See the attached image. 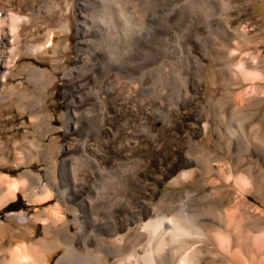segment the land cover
Instances as JSON below:
<instances>
[{
    "label": "bare ground",
    "instance_id": "1",
    "mask_svg": "<svg viewBox=\"0 0 264 264\" xmlns=\"http://www.w3.org/2000/svg\"><path fill=\"white\" fill-rule=\"evenodd\" d=\"M91 2L96 3L97 8L93 7L90 15L83 8L81 9L86 4L77 2L80 5L77 10L79 54L73 65L66 70V75L68 79L79 77L76 79H79L80 87L88 83L100 82L98 88L102 91L94 86L92 89L95 88L96 99L101 102L116 93L115 95H121L123 101L129 105L136 100L137 92L146 87L142 81H137L138 84H135V69L138 66L142 67L143 60L145 62L152 52L163 49V46L156 43L158 36L166 37L165 32L158 27L155 29L157 34H152L154 23L150 26L147 19L140 18L139 0H92ZM199 2L204 7L209 5L208 0H199ZM71 5L65 0L64 9L58 2L48 4L47 7L60 9L59 14L63 15L69 12ZM227 5L226 8H232ZM14 6H11V11L15 10ZM25 9H28L27 6L20 8L21 11ZM38 11L36 13L42 12L41 9ZM2 15L0 12V19ZM90 18L92 24L89 23ZM27 20L30 19L25 17L18 21L25 23ZM70 25L69 20L63 21L59 31L64 35L68 34L71 30ZM229 27L226 25V32L229 31ZM240 29L243 32L246 30L244 26ZM55 32L54 29H49L46 42L27 45L25 50L35 53L48 52L49 46L53 44ZM10 35H12L10 39L12 48L9 51L8 66L15 67L16 61L20 58L19 44L22 39L21 35L14 32ZM69 46L70 39L65 37L54 45L55 53L67 50ZM239 49L241 48H232L222 42L220 53L223 55L220 59L226 62L224 71L229 79L248 81L250 85L233 97L228 109L224 101L218 100L205 105L206 113L199 115L187 113L186 119L192 123L191 129H186L185 125L181 124V143L178 145L177 153L168 158L164 165L160 163L161 175L159 178L153 177L158 184H164L172 178L180 182L201 173L205 180L199 186L203 189L213 186L210 192L211 198L209 196L207 200L208 206L191 208L187 201L182 203V207L180 206L181 211L172 209L164 211L160 209L162 206L154 204L147 197H142L134 199L132 206L123 205L124 208L119 207L109 211L98 209L97 207L100 206H96V201L100 197L99 193L94 192L92 186L87 183L89 172L83 169L82 164L96 172L105 167L115 168L119 165L120 155L125 153L124 145L117 143L116 134H113L110 127H104L107 119L115 120L113 117H106L101 112L102 116L98 118L99 125L94 128L91 122L88 123L89 125L83 123L85 118L88 119L86 113L82 123L72 118L79 112L75 106H72L74 98L70 95V106L65 113L68 134L66 143L53 152L48 151L49 148L47 150L41 140L32 141L47 163L46 180L31 169L24 170L21 177L14 180L8 179L3 174L0 175V212L17 199L18 191H27L33 204L48 200L55 201L52 206L32 216L24 211L8 213L9 219L18 218L21 224L31 221L41 223L45 238L38 239L34 243L15 244L14 242L22 236V225L15 228L10 223H0V264H52V258L62 248L64 251L53 264H68V261L75 257L86 259L84 264H200L198 259L194 258L195 253L200 251L199 241L206 243L211 252L212 263L209 264H264V112L261 109V104L264 102V60L259 53ZM199 50L201 47L197 36L181 41V53L195 58L205 68V56L212 55L215 51L209 45L202 48L203 55ZM237 54L239 58L234 61ZM28 69L31 80L39 85L41 91L48 87L51 77L46 69L38 66H30ZM8 72L3 76L4 81L7 80ZM200 78L205 77L201 75ZM211 84L213 89L218 87L216 79L212 80ZM195 92H197L195 83L188 84L186 96L190 101H193ZM84 98L79 99L82 106L86 104ZM120 100L116 101L121 102ZM42 101L37 99L34 105L31 104L32 110L37 111L32 115V120L38 133L45 136L46 133L41 129L39 122L43 117L49 119L51 114L40 111ZM139 104L142 112L137 110L139 113H130L126 119L124 118L127 123L129 122L127 125L132 122L131 125L134 127L121 131V138L135 135L138 138L143 131L153 134L155 125L163 120V117L158 115L151 116L147 113L148 110L145 112V106L143 107L145 103ZM134 105L136 104L133 103ZM251 108L253 111L248 112ZM45 126L50 129L51 122H46ZM185 131L187 134L183 136L182 133ZM102 132L109 136L110 147L114 151L112 156L108 157L103 152L106 144L103 146L100 143ZM199 135L201 138L205 137V142H202L201 138L198 139ZM19 158L20 155H18L20 163L29 162V160L23 162ZM142 170L140 177L145 173ZM100 173L103 174L101 171L98 174ZM214 174L216 176H213ZM136 178H133L132 185L135 190H139L143 184ZM37 188L41 189V193ZM155 192L156 189L152 190L151 194L154 195ZM218 199H226L230 205L223 207ZM114 205L116 204H113V207ZM71 222L75 230L72 229ZM46 237L51 239L48 240ZM191 238L195 240L191 242Z\"/></svg>",
    "mask_w": 264,
    "mask_h": 264
},
{
    "label": "rangeland",
    "instance_id": "2",
    "mask_svg": "<svg viewBox=\"0 0 264 264\" xmlns=\"http://www.w3.org/2000/svg\"><path fill=\"white\" fill-rule=\"evenodd\" d=\"M22 1L23 2H21V0H13V2H10V0H0V12L3 14L0 19V175L3 174L7 176L8 179L14 180V178L19 179L24 170L31 169L34 173L41 175L43 179L45 178L44 180H46L47 163L43 160L32 141L41 140L44 144L43 146L47 148V150L49 148L48 151L53 152L66 143L68 134L67 117L65 113L70 106L69 96L72 95L74 98L72 106H75L76 110L78 109L77 111L79 112L78 115L72 118L82 123V118L86 113L88 119L85 118L83 123L89 125L88 123L91 122L94 128L99 125L98 118L102 116V113H104L106 117H113L115 120L110 121L107 119L104 127L108 126L112 129L113 134H116L117 143L124 145L123 148L126 153L120 155L119 165L115 168L105 167L104 169H107L105 170L106 172L104 169H102L103 171L100 170L103 174H98L100 171H92L86 165L82 164L84 167L83 169H87L89 172L87 183L92 186L94 192L97 191L99 193L100 197H98L96 201V206H100V208L97 207L98 209L102 208L101 210L103 211H109L119 207L124 208V206L127 207V205L132 206L134 204V199L142 197H147L154 204L162 206L163 208L161 207L160 209H164V211H171V209L181 211L182 203L184 204L187 201L190 203L191 208L208 206L207 200H209L213 186H209L207 189H203L199 186L205 180V177L202 176L201 173H198L195 177L180 180V182L174 181V178H172L167 180L164 184H158L153 177L159 178L161 175V172L159 173L160 165H164L168 158L173 157L177 153L178 145L181 143V124H184L186 129H191L192 123L186 119L187 113L194 115H199L203 112L206 113L207 109L205 110V105L218 100L224 101L228 109L233 97L250 85L248 81L232 80L227 77L224 71V64H226V62L220 59V56L223 55V53H220L222 52L220 48L221 43L225 42L229 47H240L241 49L239 50L241 51L259 53L264 60V0H208L209 5H207V7H204L199 0H139L138 12L140 18L147 19L149 25L155 24V26L153 24L154 28L150 25L152 26V31L154 30L152 33L153 35L157 34V30L155 31V29L160 27L161 30L165 32L166 37H157L158 41L156 45L159 44L163 46V49H161L162 51L160 49L157 50L162 53L155 50L159 55L152 52L150 56L145 59V62L143 60V66H138L135 69V84H138L137 81H142L146 87L142 90L140 89L138 91L139 93L137 92L135 95L136 100L131 102L132 105H127L125 101H123V97H121V95L119 96V94L115 95L116 93L114 96L112 95L106 98L104 102H101L96 99L95 90L96 88L102 91L101 88H98L100 87V82H97L98 84H96V82L93 84L88 83V85L86 84L80 87L78 85L80 81L78 82L79 79H76L79 77L68 79L66 75V70L73 65L74 60L79 54L77 10L80 8V5H78L77 2L80 1L86 4L84 6L85 8L81 7V9L83 8L89 15L94 8H97V6H95L96 3L91 2L92 0H68L70 5L72 3L69 12L60 15V9H49L47 6L48 4L52 5L58 2L61 8L64 9L65 0H51L50 2L47 0ZM227 4L232 8H226ZM11 6L15 7V10H12L13 12L11 11ZM21 6H27L28 9L21 11ZM40 9L42 12L36 13L39 12L38 10ZM48 9L50 11H48ZM88 9L89 11H87ZM143 16L145 18H143ZM25 17H28L30 20H27L25 23H19L18 20ZM90 19L91 21H89V23L92 24V18ZM65 20L70 21L71 30L68 34L64 35L59 31V28ZM12 23H14L13 26ZM196 24H198V26ZM226 25L230 26L227 32L225 28ZM243 26L246 29L245 32L240 29ZM165 28H167V30ZM49 29H54L56 32L54 34L53 44L49 46L48 52L35 53L25 50L27 45H38L46 42ZM237 30L239 32H237ZM11 32L19 36L21 35L22 39L20 42L21 44H19L21 54L14 65L15 67L8 66L9 51L12 48V41L10 40L12 39V35H10ZM192 36H197L199 38L201 50L205 48L206 45H209V47H213L215 51H213L214 53L212 55L205 56V68H203L200 62L195 58H190L185 53H181V41ZM65 37L70 39L69 49L56 52V54L54 45H57V43ZM201 50H199V53L203 55ZM238 54L234 57V61L239 58ZM30 66H38L49 72L51 82L47 85L48 87L43 89L44 93L43 90L41 91L39 85L31 80L28 69ZM7 71H9L7 73V80L4 81L3 76ZM201 75L205 78H200ZM214 79L218 82L216 85L218 87L215 89L211 88V81ZM192 83H195L197 92L194 94L193 101H190L186 93L187 85ZM92 86L95 88L92 89ZM14 90L17 92H14ZM143 92L146 97L143 96ZM80 97H85L86 104L83 106L79 103ZM37 99H42L44 101L41 103L40 111L42 113L51 114L49 119L43 117L39 122L41 124V129L46 133L45 136L38 133L32 120V115L37 111L32 110L31 104L33 103L34 105V101ZM141 99L144 100L142 101ZM116 100H120L121 102ZM133 103L136 105L133 106ZM139 103H145L143 105V107L145 106V112L148 110V114L151 116L154 114L158 115L163 117V120L155 125L153 134L143 131V133H140L142 138H140L141 136L139 135L138 138L137 135L134 137L121 138V131L125 130V128L126 130H130L134 127L131 125L132 122L127 125L129 122L127 123L125 120L126 117H128L130 113H137L139 110V112H142L140 107L141 104ZM84 106H87V108ZM133 108H135V110ZM127 109L129 111H127ZM261 109L264 112V102L261 104ZM252 111L253 108L248 110V112ZM46 122H51L50 129L46 128ZM186 134V131L182 133L183 136ZM143 138L145 139L143 140ZM199 138H201V135L198 136V139ZM200 140L205 142L206 139L204 137ZM128 141L130 143H128ZM100 143L101 145L103 144V146L106 144L103 148L104 154L106 153L108 157L112 156L114 151L113 148L110 147L111 142L109 136L105 135L104 132H102L100 136ZM18 155H20L21 161L25 162L29 160V162L27 164L20 163ZM140 169L145 171L141 177ZM213 176H216V174ZM133 178H136V180L143 184L139 190H135L133 187ZM95 179H97V181ZM129 179L131 181H129ZM155 189V194H151V191ZM37 190L41 193L40 188H37ZM131 193H133V195ZM127 195H129V197ZM251 197L255 199V197ZM127 199H129L130 202ZM218 201L223 207L230 205L229 201L226 199H218ZM54 203V200H48L33 204L27 191H18L17 199L1 210L0 223H10V225L15 228L22 225V236L14 242L15 244L22 242L34 243L38 239L45 238L43 225L38 221L21 224L18 218L9 219L8 213L12 211H24L29 216H32L40 210L52 206ZM113 204L116 205L113 207ZM69 215L72 217L71 214ZM71 225L72 229L75 230V226L72 222ZM29 228L35 231H31ZM52 238H54V236ZM46 239L50 240L51 237H46ZM194 240L193 238L190 239L191 242ZM198 244H200V251L195 253V260L198 259L200 264L212 263V255L207 245H205L206 243L199 241ZM63 251V248L60 249L59 253L52 258V264ZM86 261V259L81 257H75L70 259L68 264H84Z\"/></svg>",
    "mask_w": 264,
    "mask_h": 264
}]
</instances>
